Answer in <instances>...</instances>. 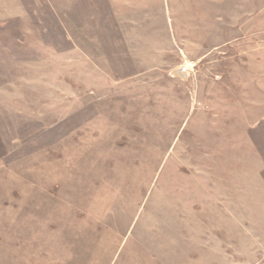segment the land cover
<instances>
[{"label": "rangeland", "instance_id": "obj_1", "mask_svg": "<svg viewBox=\"0 0 264 264\" xmlns=\"http://www.w3.org/2000/svg\"><path fill=\"white\" fill-rule=\"evenodd\" d=\"M0 264H264V0H0Z\"/></svg>", "mask_w": 264, "mask_h": 264}]
</instances>
